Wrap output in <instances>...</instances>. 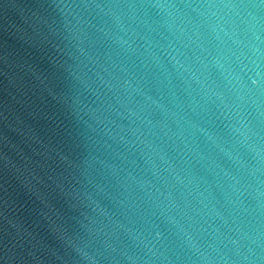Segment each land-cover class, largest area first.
I'll return each mask as SVG.
<instances>
[{"label": "water", "instance_id": "obj_1", "mask_svg": "<svg viewBox=\"0 0 264 264\" xmlns=\"http://www.w3.org/2000/svg\"><path fill=\"white\" fill-rule=\"evenodd\" d=\"M0 264H264V0H0Z\"/></svg>", "mask_w": 264, "mask_h": 264}]
</instances>
